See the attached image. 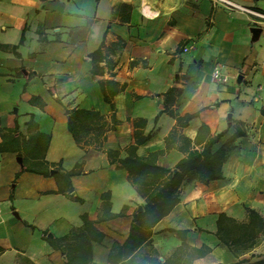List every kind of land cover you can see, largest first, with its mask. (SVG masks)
Here are the masks:
<instances>
[{
    "label": "crops",
    "instance_id": "0c3cea01",
    "mask_svg": "<svg viewBox=\"0 0 264 264\" xmlns=\"http://www.w3.org/2000/svg\"><path fill=\"white\" fill-rule=\"evenodd\" d=\"M232 1L264 11V0ZM99 47L101 72L93 73L89 54ZM215 68L228 76L226 83L213 79ZM169 88L180 90L167 104L172 111L198 113L186 126L159 113ZM72 108L103 117L102 130L83 137L86 144L67 128ZM140 119L145 125L135 127ZM203 123L211 136L224 132L211 147H226L222 176L207 184L185 177L179 202L153 227L152 243L167 257L181 244L167 228L186 229L188 245L210 248L191 264H228L238 258L216 235L218 214L247 222L248 207L264 218V23L210 0H0V264H17L19 255L35 264H65L45 235L81 226L82 214L96 220L105 192L111 212L128 206L125 216L95 224L105 237L92 243L93 261L109 264L110 246L126 238L144 200L105 150L123 157L135 129L152 132L137 154L163 150L158 164L175 170L187 153L179 135L193 140ZM174 128L176 140L167 149ZM37 136L48 138L42 154L50 171L79 165L72 197L58 191L53 176L22 171L15 177L24 168L16 157L25 154L14 151V139ZM260 235L259 244L239 256L248 259L241 264L264 260Z\"/></svg>",
    "mask_w": 264,
    "mask_h": 264
},
{
    "label": "trees",
    "instance_id": "16d2710c",
    "mask_svg": "<svg viewBox=\"0 0 264 264\" xmlns=\"http://www.w3.org/2000/svg\"><path fill=\"white\" fill-rule=\"evenodd\" d=\"M93 61L92 72L100 73L97 64L103 59L101 48L89 54ZM109 68L113 64L109 61ZM102 84V83H101ZM103 89L104 98L110 102L107 91ZM180 94L179 89L169 88L164 93L165 105L159 113L167 112L177 120V124L186 126L189 121L196 117L198 113L179 115L168 107V102L174 100ZM67 128L73 135L75 141L82 145L83 137L89 130L94 129L100 132L103 128L102 115L94 109L72 108L66 109ZM158 115L155 117L157 120ZM113 125L116 120L113 118ZM145 119L135 122V127L144 126ZM111 126V128L113 127ZM177 129L174 128L165 138L166 148H171L176 140ZM224 132L215 136L210 135L209 127L201 124L193 140L179 135L181 149L187 153L176 164L175 170L159 165L158 156L163 150L149 152L145 156H139L136 152L139 144L147 141L152 132L143 134L135 129L134 142L126 148L125 156L121 157L119 151L105 150L110 162L118 160L127 170L128 178L136 192L143 198L140 211H134L131 215L129 232L122 242L114 241L109 248L107 263L109 264H191L195 257H201L210 252V248L202 246L200 248L191 247L185 242L186 229L169 227L167 230L173 232L180 240L181 244L167 257L161 256L158 249L152 243L153 227L164 216H166L179 202V189L185 177H195L200 182L207 184L211 180L219 179L222 176L221 166L226 157V147L222 146L216 151L211 147L215 144ZM41 133H38L40 137ZM235 135H241L237 132ZM30 138L20 143L14 139V151L18 155L24 152V168L17 172V178L22 171H31L44 176H53L58 184V191L70 195L73 190L71 177L81 171L79 165L70 170H55L50 173L48 163L43 160V150L47 147L48 138ZM199 146V147H197ZM28 158L31 159L28 163ZM101 216L96 220L88 218L87 214H82V225L71 228L66 234L60 237H48L45 239L51 246L59 250L65 258V264H97L93 261L92 243H101L105 233L96 227V223L106 221L117 216H125L127 205L119 213L110 211V194L108 192L101 195ZM248 213L247 222H238L225 213H219L217 218L216 235L224 243L231 253L238 258L237 261L228 264H241L247 262V258H239L246 250L256 246L261 241L264 233V218L254 209L246 207ZM46 234V233H45ZM3 248L0 247V253ZM17 264H35L30 258L19 255ZM249 264H264V260L255 261Z\"/></svg>",
    "mask_w": 264,
    "mask_h": 264
},
{
    "label": "built area",
    "instance_id": "2783aa9c",
    "mask_svg": "<svg viewBox=\"0 0 264 264\" xmlns=\"http://www.w3.org/2000/svg\"><path fill=\"white\" fill-rule=\"evenodd\" d=\"M213 5H218L224 7L229 11H234L242 14H246L252 17L253 22L255 23H264V11L253 9L239 3H236L232 0H210ZM188 47H183V51H187ZM212 77L215 81L220 83H226L228 76L223 74L220 69L215 68L212 74Z\"/></svg>",
    "mask_w": 264,
    "mask_h": 264
},
{
    "label": "water",
    "instance_id": "95a60500",
    "mask_svg": "<svg viewBox=\"0 0 264 264\" xmlns=\"http://www.w3.org/2000/svg\"><path fill=\"white\" fill-rule=\"evenodd\" d=\"M16 160L19 163L20 167L22 168L23 167V159H22V157L21 156H17ZM54 171L55 170L52 169L50 172L53 173ZM141 209H142V207L138 206V211H140ZM14 214H16V213L14 212ZM50 236H51V234H48V237H50Z\"/></svg>",
    "mask_w": 264,
    "mask_h": 264
}]
</instances>
